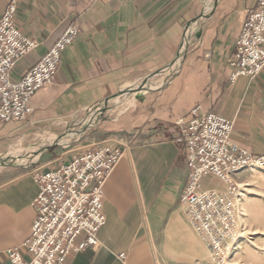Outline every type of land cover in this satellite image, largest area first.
I'll list each match as a JSON object with an SVG mask.
<instances>
[{
    "label": "crops",
    "instance_id": "obj_1",
    "mask_svg": "<svg viewBox=\"0 0 264 264\" xmlns=\"http://www.w3.org/2000/svg\"><path fill=\"white\" fill-rule=\"evenodd\" d=\"M11 1L17 3V26L38 42L15 66L14 79L68 25L76 24L79 32L62 51L54 82L31 98L25 124L0 123V156L11 152L9 138L23 126L55 131L122 89L148 83L111 119V134L92 142L126 149L105 184L99 245L71 253L67 264H209L208 248L180 201L190 171L176 122L191 119L194 108L214 111L233 121L235 141L264 153V69L255 79L231 81L229 67L246 15L258 0H0V16ZM185 38L187 52L165 81L162 75ZM69 159L54 153L42 168ZM37 167L0 166V264H11L12 247L30 257L24 243L36 217ZM249 172L242 169L234 178L241 181ZM203 187L222 182L206 176Z\"/></svg>",
    "mask_w": 264,
    "mask_h": 264
},
{
    "label": "built area",
    "instance_id": "obj_2",
    "mask_svg": "<svg viewBox=\"0 0 264 264\" xmlns=\"http://www.w3.org/2000/svg\"><path fill=\"white\" fill-rule=\"evenodd\" d=\"M17 3L11 1L0 16V123L19 122L32 112L30 100L54 82L62 51L78 35L68 25L48 51L19 79L12 77L17 63L37 47L16 24ZM230 80L255 79L264 69V0L249 9L236 49L229 59ZM176 140L185 147L189 179L181 194L188 221L203 239L214 263L224 264L238 248L241 185L234 174L242 169L264 170V153H254L233 139L232 120L214 111L193 109L189 120L179 119ZM121 144L106 143L75 153L67 162L33 172L39 191L32 205L36 217L24 247L9 249L11 264H67L68 256L99 245V231L106 223L103 212L105 184L125 153ZM214 176L222 187H203ZM83 235L81 241L78 237ZM124 257V255H123Z\"/></svg>",
    "mask_w": 264,
    "mask_h": 264
},
{
    "label": "rangeland",
    "instance_id": "obj_3",
    "mask_svg": "<svg viewBox=\"0 0 264 264\" xmlns=\"http://www.w3.org/2000/svg\"><path fill=\"white\" fill-rule=\"evenodd\" d=\"M188 41L189 39L185 38L179 56L174 63L166 67L162 75L167 76L163 77L165 81L182 61L189 47ZM145 86H148V83L122 89L114 97L73 118L67 126H59L55 131L47 132L44 128L29 129L26 126L15 130L9 138L12 141L11 152L0 156V166L32 164L42 168L54 153H59L64 160L83 149L99 145L92 142H99L111 134V131L107 130V127H111V119L120 117L123 110L133 102L134 94L138 90H144ZM25 120L16 123L24 125ZM237 182L243 192L239 202L238 232L241 236L238 248L224 264H264V170H250L245 179ZM207 251L209 264H216L209 249Z\"/></svg>",
    "mask_w": 264,
    "mask_h": 264
}]
</instances>
